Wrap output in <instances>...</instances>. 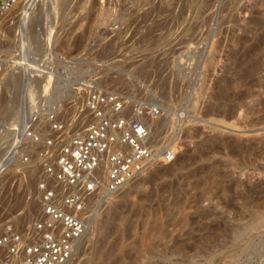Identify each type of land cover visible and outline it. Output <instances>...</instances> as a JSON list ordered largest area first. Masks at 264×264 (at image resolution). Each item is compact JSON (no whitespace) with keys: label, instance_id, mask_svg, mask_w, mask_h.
I'll list each match as a JSON object with an SVG mask.
<instances>
[{"label":"rangeland","instance_id":"374dc122","mask_svg":"<svg viewBox=\"0 0 264 264\" xmlns=\"http://www.w3.org/2000/svg\"><path fill=\"white\" fill-rule=\"evenodd\" d=\"M16 2L0 18L5 67L18 52L21 58L0 80V107L8 99L15 108L0 113V122L16 116L25 81L32 82L31 104L52 88L64 110L94 77L129 99L157 96L166 116L158 120L164 142L155 145L176 144L179 152L103 204L72 264H103L101 255L120 241L130 247L121 264H264V42L255 50L264 39V0ZM27 62L52 71L55 85L42 89ZM179 110L186 116L172 135ZM11 167L0 180V227L13 221L23 228L39 210L38 171L19 161ZM150 240L166 258L138 256ZM185 246L193 260L176 253Z\"/></svg>","mask_w":264,"mask_h":264},{"label":"built area","instance_id":"2783aa9c","mask_svg":"<svg viewBox=\"0 0 264 264\" xmlns=\"http://www.w3.org/2000/svg\"><path fill=\"white\" fill-rule=\"evenodd\" d=\"M15 3L0 0V18ZM48 49L45 61L52 70L54 56ZM19 55L10 58L12 68ZM5 57L0 56V77ZM31 83L23 85L16 116L7 125L0 122V180L17 161L28 172L38 171L34 195L39 210L23 228L13 221L0 227V264H69L108 198L153 164L175 159L163 145H155L164 142L158 120L166 111L155 95L129 99L89 77L68 99L65 113L57 89L31 105ZM68 112L70 117L65 116ZM185 116V110L176 112L170 134Z\"/></svg>","mask_w":264,"mask_h":264},{"label":"bare ground","instance_id":"6f19581e","mask_svg":"<svg viewBox=\"0 0 264 264\" xmlns=\"http://www.w3.org/2000/svg\"><path fill=\"white\" fill-rule=\"evenodd\" d=\"M35 2V1H34ZM17 3V2H16ZM31 4V3H30ZM26 10V9H25ZM9 13V12H8ZM264 42V39H260L259 40V43H258V45L255 47V50H259L260 49V46L262 45V43ZM20 60H21V58L18 56L17 58H16V60H14L16 63H17V67H15V68H12L11 66H10V64L8 65V66H6L5 67V64L3 65V73H2V76L0 77V80H1V78L3 77V75H4V73L7 71V69L9 70L10 69V71L11 70H14V69H16V68H19V67H21V62H20ZM25 60V59H24ZM9 61H10V59L8 60V63H9ZM26 64V63H25ZM255 67H257V66H255ZM24 69L25 70H27L30 74H34L35 76L37 75H39L40 76V80H38L39 82H40V87H42V89H44V90H46V89H49V87H50V85L53 83L54 85H55V83H56V80H57V78H55L54 77V75H53V73H52V71L51 72H49V71H44V70H41L40 69V67H38V64H36L35 62H27V64L24 66ZM254 70H257V69H254ZM14 76V75H13ZM35 76H34V78H35ZM14 79V78H13ZM34 80H37V79H34ZM11 81V80H10ZM8 84V83H7ZM10 84V83H9ZM8 86V85H7ZM12 87V86H11ZM10 87V88H11ZM9 88V87H8ZM50 90V89H49ZM51 90H52V88H51ZM17 91V90H16ZM28 95L30 96V98H32V101H33V92H31V90H28ZM2 97V96H1ZM5 98V97H4ZM7 98V97H6ZM3 100V99H2ZM8 100V99H7ZM7 100H5V102H2V104H1V107H0V113L1 114H6V115H8L9 113H10V115L11 114H13V108L14 107H12L11 108V110L9 109V107H10V105H9V101H7ZM12 102V101H11ZM16 105V104H15ZM32 105V104H31ZM16 107V106H15ZM14 110H15V108H14ZM9 116V115H8ZM79 125V124H78ZM176 143V142H175ZM176 145V144H175ZM175 145L173 146V147H171V146H168V147H166L165 149H167V150H170L172 153H174V155H175V159H176V154H178L179 152H178V150H177V146L175 147ZM34 157V156H33ZM32 157V158H33ZM35 159H36V157H34ZM160 159H161V157H159ZM174 159V160H175ZM174 160L172 161V162H174ZM177 160V159H176ZM184 160V159H183ZM172 162H170V163H172ZM170 163H164V162H157V163H155V164H153L152 166H150L149 168H147V169H145V170H143L141 173H139L133 180H131L129 183H127L121 190H123L126 186L128 187H132V183L134 182V181H136L139 177H140V179H141V177L142 176H144L145 175V173L147 172V171H149L151 168H154V167H156V166H158V165H162V164H164V165H166V164H170ZM18 165V164H17ZM11 167V166H10ZM12 168V167H11ZM151 171V170H150ZM146 175H148V174H146ZM140 179H139V181H140ZM138 183V181H136L135 182V184H137ZM131 185V186H130ZM134 185V184H133ZM120 190V191H121ZM120 191H118V192H120ZM117 192V193H118ZM116 193V194H117ZM116 194H114V195H116ZM114 195H112L110 198H112ZM110 198H108L107 199V201L110 199ZM37 201V200H36ZM37 203H38V201H37ZM38 207H39V204H38ZM33 209V208H32ZM33 213V212H32ZM31 215V208L30 207H28L27 208V213H26V217H23V219L21 220V223H23V222H25L26 220H27V218L29 217ZM98 216H99V213H97L96 214V216H95V218H93L92 219V221L89 223V225H88V228H87V230H86V232H85V235H84V237H83V239H82V241H81V243L79 244V246H78V248H77V251H76V254H75V256H74V258L69 262V264H72L73 263V261L75 260V258L77 257V254H78V252L80 251V249L83 247V245H84V243H86L88 240H90V236H91V230L95 227V225H96V223H97V218H98ZM155 229H157V228H155ZM159 230V229H158ZM162 231L161 230H159V231H157V234H159V237L161 238L163 235H164V233H161ZM164 232V231H163ZM115 233V232H114ZM194 238V237H193ZM204 238V237H203ZM197 239V238H196ZM202 239V238H201ZM163 240V239H162ZM206 240V239H205ZM151 241V240H150ZM153 241V240H152ZM151 241V242H152ZM117 242H119V241H117ZM149 242V241H148ZM147 243V245H145L146 247L142 250V251H139L140 253L138 254V256H142L143 254L145 255V256H147L148 255V258L150 257H152V259H156V258H160V257H165L164 255L166 254L165 253V249L164 250H160V248H161V244H159L158 243V241H155V243L153 244V242L152 243ZM164 242V241H163ZM194 242V241H193ZM200 242V241H199ZM201 242H202V240H201ZM206 242V241H205ZM160 243H162V242H160ZM193 245V244H192ZM82 246V247H81ZM110 247H111V245H109ZM109 246H108V248H109ZM104 247V246H103ZM128 247L129 246H127L126 245V243H124L123 241H120L119 243H116V244H113V246L111 247V248H109L108 249V251H106V252H104V254H102L101 256L102 257H104V262H103V264H105V262H108V261H111V262H114L115 264H121V257L122 256H120L122 253H126L127 252V249H128ZM144 247V246H143ZM130 248V247H129ZM106 250V249H105ZM194 249H193V247H184V248H180L176 253L178 254V255H180V256H185V257H189V255L191 254L192 255V251H193ZM142 253V254H141ZM79 255V254H78ZM100 256V257H101ZM194 256V255H193ZM166 258V257H165ZM189 258H191V256L189 257ZM121 260V261H120ZM191 260H193V258H191ZM102 264V263H101Z\"/></svg>","mask_w":264,"mask_h":264}]
</instances>
